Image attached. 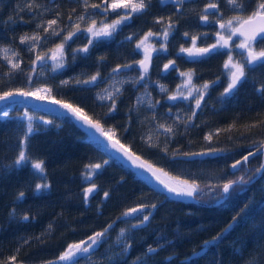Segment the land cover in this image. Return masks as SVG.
Here are the masks:
<instances>
[{
  "label": "trees",
  "instance_id": "16d2710c",
  "mask_svg": "<svg viewBox=\"0 0 264 264\" xmlns=\"http://www.w3.org/2000/svg\"><path fill=\"white\" fill-rule=\"evenodd\" d=\"M33 2L40 7L34 6L33 12H28L25 8L28 0H0V47L10 46L19 54L21 64L20 69L8 74L10 66L0 60V95L15 89L31 91L39 85L48 86L55 99L82 107L89 116L100 119L106 128H114L121 142L141 159L162 168L170 177L199 184L193 196L201 203L187 204L170 199L111 150L106 152L93 132L90 136L75 118L55 115L28 102L6 103L0 105V113L3 107L13 104L16 107L7 117L0 116V261L16 254L18 264H44L55 260L69 243L79 242L111 225L89 254L68 264H264V169L250 182L258 174L256 169H261L264 163L262 149L257 150L264 141V94L257 91L264 85V67L246 69V79L229 96L218 94L225 86L217 82L210 84L209 93H205L194 116L195 98L173 106L164 101L182 81L175 74L177 69L192 70L193 82L199 85L206 81L222 84L227 81L223 74L226 51L217 50L195 61L176 55L181 47L192 44L193 36H197L196 46L199 47L215 42V21L227 9L224 0H218L219 13L209 14L203 11L205 5L217 0H184L179 5L180 10L151 0L144 13L121 25L115 32L116 37L106 44L90 45L87 53H77L74 58L73 49L88 43V33L82 30L65 45L64 67L53 69L52 61L47 60L37 62L35 71L31 65L35 55L47 52L63 40V36L45 34L43 27L37 29V24L46 26L47 21L59 13L58 24L66 35L75 23H80L84 29L92 19L99 21L102 17L94 9L84 12L82 0ZM99 2L89 0L90 4ZM253 7L254 3L247 4L249 10ZM17 8L25 10L18 12ZM230 12L227 11L228 16ZM82 13L85 22L77 20ZM202 15H209L210 20L202 23ZM10 16L12 20L8 19ZM157 18H163L165 24L171 18L174 27L167 39V53L155 58L148 78L137 82L139 70L136 67L113 74L110 70L117 64L133 61V55L139 57L132 53V41L126 38L149 30L161 32L165 24H156ZM34 32L42 37L39 52L29 51V46L19 41L21 35ZM186 32L188 36L184 35ZM46 35L48 39H44ZM121 38L129 44L122 43ZM256 47H264V39H259ZM237 54L240 57V52ZM169 60H174L177 68L162 76L161 69ZM108 71L111 74H107ZM28 73L32 75L31 81ZM96 73L101 77L106 74L109 83L113 76L132 77L131 81L127 80L130 83L122 84L121 93L116 97V110L108 116L104 114L111 104L97 102V83H75ZM69 80L71 83L61 84ZM158 84L166 90L159 93ZM141 95H146L154 107L145 105L149 102L137 104L136 99ZM158 100H161L159 106ZM25 112L33 117L36 130L29 134L24 145L30 159L16 165L19 142L27 131ZM44 120L52 123L45 124ZM160 124L171 126L172 133L165 134L158 129ZM208 134L212 135L210 141L204 139ZM148 136H151L152 147L146 143ZM209 149L222 151L212 152L210 156L183 155ZM250 151L254 154L247 162L232 167ZM34 159L44 161L43 178L31 167ZM105 160L107 164H103ZM96 163L103 165L92 179L98 190L85 203L83 190L88 182L82 174L86 171L85 165ZM241 177L243 182L234 186L224 202L212 204L222 196L223 183ZM37 183H48L50 188L36 191ZM105 191L110 193L107 199L103 198ZM20 192L25 195L18 199ZM138 204H155L156 207L145 210V215L151 213L149 221L133 228L138 220L131 216L129 220L121 213ZM24 215L31 219L22 220ZM233 216H237L234 222ZM121 229L126 231L122 234ZM223 229L227 230L222 232ZM217 233L222 234L217 237ZM129 244L128 250L123 251ZM150 245L157 250L146 254ZM204 247L206 251L201 256L186 259Z\"/></svg>",
  "mask_w": 264,
  "mask_h": 264
},
{
  "label": "snow or ice",
  "instance_id": "6c2138e0",
  "mask_svg": "<svg viewBox=\"0 0 264 264\" xmlns=\"http://www.w3.org/2000/svg\"><path fill=\"white\" fill-rule=\"evenodd\" d=\"M182 0H177V4L179 5ZM226 5L228 6L231 12L236 13L235 15L230 16L228 19H224L223 13L220 14V18L216 21L219 25L217 32L215 33L216 41L213 44L208 45L207 47H196L197 36L192 37V47L190 48H180V52L187 53L189 57L192 56H204L207 54L215 53L218 49H227L228 56L227 59L223 63V71L227 75V86L224 88L223 92L220 93L221 96H226L231 94L233 90H235L238 85L246 79V69L249 66H261L264 67V47H260L257 49L256 43L259 39H264V0H224ZM248 3H254V7L249 10L247 8ZM83 4V11L89 12L90 9H94L97 11L98 14H101L104 19L99 21L92 19L91 23L88 24L87 28L81 29L80 23H75L72 31H68L66 35H64V29L61 28L58 24L60 14L57 13V17L54 19H50L47 21V25L44 26L42 24H37V29L43 27V32L45 34L50 35L51 37H60L63 36V40L56 44L54 48L48 49L47 52L42 54L35 55V58L31 60L32 70L35 71V66L37 62H45L47 60H51L53 63V69L62 68L64 67V51L66 43L71 40L77 33L80 31H86L88 35V43L85 44L81 48L73 49V57L77 53H87L89 51V46L93 44L94 40L100 37H110L117 29L124 25L126 22H129L134 19L137 14L144 13L151 4V0H100L99 3H89V0H82ZM39 8L38 4L34 5L33 0H28V3L25 5V8L28 12H33V7ZM209 9L216 10L217 12L220 11L219 2H211L205 5L203 9L204 12H207ZM25 9L17 8L16 11L21 12ZM75 12V9H73ZM109 14L114 15L116 18L111 19V22H108ZM12 20L10 16L8 18ZM202 21H207L208 16L202 15L200 16ZM68 20L72 21V13L69 14ZM77 20L80 22H85L86 17L82 13L77 17ZM156 24H165L163 18H157L155 20ZM174 27L171 18L165 24L162 31L157 33L151 30L144 33L143 37H141L135 46V50L143 49L144 51V58L136 61L135 64L139 66V76L137 77V82H141L144 80L146 74L149 70V63L151 61V54L155 51H158L155 47H153L149 41L155 36H162L164 40L168 39L169 33ZM185 36H188V33H184ZM207 35V34H204ZM233 37H239L240 42L235 45V48L242 50L240 53L241 59L239 61L234 59L232 54L233 49L231 46V42L233 41ZM135 38V34L130 35L127 39L130 41ZM44 39H48L46 35ZM19 41L21 44H26L29 46V51L31 52H39L38 45L42 41L41 35L37 33H33L32 35L24 34L19 37ZM159 50L166 51V46L164 44L160 45ZM103 59V58H101ZM0 60L6 61L7 64L10 66V72L18 70L21 67L19 54L16 51H13L12 48L9 47H0ZM134 67L133 64H117L114 68L110 71L115 74L117 72L122 71L123 69L132 68ZM175 70V61L169 60L168 63L163 65V69L165 71L169 69ZM99 73L92 75L87 80H76V84H92L94 83L98 77ZM179 76L182 78V83L177 85L176 92L173 95H169L167 98L169 100H176L178 97H183V99L187 100L189 97L195 98V106L192 109V115L196 114V109L201 107V103L204 100L205 93L208 90L210 84H215L216 81H206L202 85L197 86L193 83V76L194 72L189 70L187 72H180ZM28 80H32L31 73H28L27 76ZM220 78L217 77V80ZM71 83V81H61L62 85H67ZM124 81H118L113 83L112 91L105 90V95H99L98 99L100 100H108L111 104V107L108 109V113H105V116H108L110 113L116 110V97L121 93V89L118 84H123ZM161 91H165V87L160 85ZM257 91L264 94V85H261ZM46 93V95H41V93ZM51 88H38L36 91H25L23 89H15L14 91H6L3 95H0V100H6L9 97L13 96H21V97H33L36 100L40 101H49L50 103L59 105L62 109L66 110L71 117L75 118L76 122L83 127H87L90 130H94L99 137L103 138L104 142H101V146L107 152L109 149L114 150L116 153L121 155L126 161L130 162L132 167L142 169L145 173L150 174L152 178L159 184L162 185L167 192L175 194L177 196H188L191 197L194 193L197 192L200 185L197 184L195 181L189 182L188 180H179L173 177H170L167 172H165L162 168H156L151 163L146 160L141 159L140 156L136 155L132 151H130L129 147L126 146L124 143L121 142V139L117 137V133L114 128L108 127L106 128L104 124L101 122L100 119H94L93 117L89 116L82 107L74 106L72 103H67L59 99H55L51 97ZM198 97V98H196ZM144 97H140L137 100V103H142ZM156 103H159L157 101ZM150 107H154L150 103ZM9 114L8 112L0 113V116L7 117ZM23 116L27 120V131L24 133V137L20 140V151L17 155L15 160L16 165H20L25 161H28L30 157L24 150V145L26 144V140L30 133L34 132L36 129L33 127V117L29 116L27 112L23 113ZM42 119V118H41ZM192 119L191 116L188 117L190 121ZM43 123L51 124L52 121L44 120ZM255 126V125H253ZM158 129H162L165 134H171L173 129L171 126H165L160 124L157 126ZM127 131V128H125ZM220 130H217V133ZM205 140H212V135L208 134L204 137ZM146 143L152 147L151 143V136L146 138ZM260 149H264V141L260 142L258 151ZM164 151L166 152L167 149L165 148ZM222 151V149H209L208 152H195V153H183L185 156H200V155H208L212 152ZM254 153L249 152L247 156H244L242 160H237L232 167L236 168L242 162H247L249 157H251ZM174 155H179V153H174ZM108 161L105 160L103 164H107ZM102 164H90L85 165L86 171L82 174L84 179L91 180V178L96 174L97 170L102 168ZM31 167L36 172L41 174L43 178V174L45 173L44 161L41 159H34L31 161ZM257 172L260 169H256ZM240 182H243V177L239 178ZM237 181L235 180H228L227 182L223 183L222 191L224 193H228L231 186L235 184ZM50 188L48 183H37L35 185L36 191H43ZM98 190V186L95 183H92L90 187H87L83 190L84 202L88 203V198L91 194ZM25 194L24 192H20L18 195V199L23 197ZM110 193L105 191L103 194V198H109ZM149 207L155 208L156 205H145V204H138L135 207H129L126 211L121 213V216L124 217H133L134 219L138 220L137 224L132 225L133 228L140 227L144 225L150 219L151 213L145 215L144 212ZM140 213L143 218L140 219L138 216L134 214ZM239 213H237V216ZM237 216L232 217V221H236ZM22 220H29L31 217L28 215H24L21 217ZM231 223L229 224V227ZM111 225L103 228L100 231L94 232L92 235L87 236L86 239H81L79 242L69 243L66 249L61 252V254L56 257L55 260H48L45 261L44 264H56V261H68L77 256L80 253H89L91 249H93L96 245L101 242V239L105 236L108 228ZM51 229V225H49V229ZM46 230V231H48ZM227 229H223L226 231ZM126 230L121 229V233L123 234ZM222 233H217V237L220 236ZM217 237H213V240H216ZM40 237H37L39 239ZM27 243V241H25ZM209 243V241H205V244ZM131 245H125L123 247V251H127ZM156 248L152 247L151 245L148 246L146 250L147 253H155ZM19 249H17V253ZM138 260L140 257L137 258ZM0 264H18L17 262V255L14 254L9 256L6 261H0ZM135 264V262H134ZM246 264H250V262H246Z\"/></svg>",
  "mask_w": 264,
  "mask_h": 264
},
{
  "label": "rangeland",
  "instance_id": "374dc122",
  "mask_svg": "<svg viewBox=\"0 0 264 264\" xmlns=\"http://www.w3.org/2000/svg\"><path fill=\"white\" fill-rule=\"evenodd\" d=\"M227 9H226V11L225 12H223V15L225 16V19H228L229 17H228V14H227V11H230L229 10V8H228V6L226 7ZM218 16H220V15H218ZM101 19H104V17L101 15ZM116 17L114 16V15H111V14H109V18H108V22H111V19H115ZM210 20V18H208V20L207 21H202L201 20V22L202 23H206V22H208ZM218 19H216V21H217ZM216 21H215V25H216V28H217V30H218V28H219V25L216 23ZM165 26V25H164ZM163 26V27H164ZM163 29V28H162ZM158 33V32H157ZM89 35V34H88ZM143 35H144V33H142V34H140L139 36H136L135 35V38L134 39H132V40H130V41H132V48H131V51H132V53H134V54H137L139 57L138 58H136V56H134L133 55V58H134V60L132 61H129V62H127L128 64H133L134 65V67H136L137 68V64H135V62L136 61H139V60H141V58H142V52H141V49H137V50H135L134 51V49H135V46H136V43H137V41L141 38V37H143ZM129 36V35H128ZM116 36H115V32L112 34V36H110V37H100V38H97V39H95L94 40V42H93V44L92 45H94L95 47H96V45L95 44H97V45H99V44H102L103 45V43L104 44H106L107 42H109L110 40H112L113 38H115ZM121 40V42L122 43H124V42H126V40H128L127 38H126V40L125 39H123V38H121L120 39ZM129 41V40H128ZM240 42V40H238V39H236L234 42H232V44H231V46H232V49H233V52H232V54H233V56H234V59L235 60H237L238 61V59H239V55L237 54L238 52H239V50L240 49H237V48H235V45L236 44H238ZM149 43L153 46V47H155L156 49H158V51H157V53H158V55H160V54H166L167 53V50L166 51H164V50H159L160 49V45L161 44H164L165 46H167L166 45V43H167V40H164L163 38H162V36H155V37H153L150 41H149ZM125 44V43H124ZM127 44H129V43H127L126 42V45ZM90 49V48H89ZM167 49V48H166ZM257 49H259V48H257ZM226 52H227V56H228V50H226ZM179 57H181V56H179ZM127 69H131V68H127ZM127 69H123V70H127ZM181 72V71H180ZM179 71H177L175 74L177 75V77L179 76V73H180ZM121 73V71L118 73V74H120ZM107 74H111V72L110 71H108L107 72ZM117 74V73H116ZM104 76L103 77H101L100 75H99V77H98V79L94 82V83H92L91 85H94V84H96L97 83V85H96V87H98L97 88V92L95 93V98H98V96L99 95H105L106 94V92H105V90H107V91H112V89H113V83L114 82H118V81H124V83L125 82H127V80H130L131 81V78L132 77H130V78H128V75H126V74H122V75H120V76H111L112 78H111V80H112V82L111 83H109V82H107V80H108V77H106L107 75L106 74H103ZM148 75H149V73L148 74H146V76H145V78H148ZM182 80V79H181ZM194 80V79H193ZM124 83H123V85H124ZM127 83H130V82H127ZM195 85H197V86H200L199 84H196L195 83V81L193 82ZM181 84V83H180ZM177 85H179V84H177ZM117 86H119L120 87V89H122L121 87H123L122 86V84H118ZM45 87H47V88H49L48 86H46V85H39V86H37V87H35L34 89H32L31 91H36V89H38V88H45ZM176 88H177V86H176ZM176 88L174 89V91H173V93L171 94V95H173V94H175V92H176ZM157 89H158V92L159 93H161V92H163V91H161V88H160V84H158V87H157ZM41 95H46V93H41ZM51 97H53V93L51 92ZM140 97H144V99H143V102L142 103H137V104H143V103H146V102H149V104H145V105H147V107L148 108H151L149 105H150V103L152 104V102L151 101H149V99H148V97L146 96V95H144V96H138L137 97V99H136V102H137V100L140 98ZM178 98H181V99H178V102H181V103H185V102H187V101H189L191 98H193V97H189L187 100H185V99H183V97H178ZM47 101V100H46ZM100 101V103H106V102H109L108 100H100V99H98L97 100V102H99ZM49 102V101H48ZM16 106L13 104V105H9V106H6V107H3L2 109H1V113L2 112H8V114H9V112L13 109V108H15ZM84 128V130H87L89 133H90V136H92V132L87 128V127H83ZM210 155H212V154H208V156H210ZM217 156V155H216ZM264 169V168H263ZM259 173V172H258ZM95 175V174H94ZM88 182V185H87V187L88 186H91V184H92V180H90V181H87ZM136 214H140V213H136ZM135 215V214H134ZM142 215H140L139 217H141ZM128 219L129 220H132L131 218H130V216L128 217ZM95 248V247H94ZM93 248V249H94ZM93 249H91V250H93ZM91 250L89 251V253L91 252ZM89 253H80V254H77V256H75L74 258H72L71 260H68V261H56V264H68V263H70L71 261H73V260H75V259H77V258H79V257H81V256H86L87 254H89Z\"/></svg>",
  "mask_w": 264,
  "mask_h": 264
},
{
  "label": "water",
  "instance_id": "95a60500",
  "mask_svg": "<svg viewBox=\"0 0 264 264\" xmlns=\"http://www.w3.org/2000/svg\"><path fill=\"white\" fill-rule=\"evenodd\" d=\"M161 2H162V3H170V4L174 5V6H177V5H178V4H177V0H161ZM177 9L180 10V7H177ZM238 38H239V37H238ZM190 47H192V44H191L189 47H186V48H190ZM196 47H199V46H196ZM206 47H207V46H206ZM220 50L222 51V50H227V49H220ZM241 51H242V50H241ZM141 52H142V58H141V59H143V58H144V51H143V49L141 50ZM176 54H177L178 56H181V57L185 58L186 61H195V60H198V59H200V58H202V57H205V56L209 55V54H207V55H204V56H192V57H189V56L187 55V53H182V52H180V50H179ZM155 55H156V51L153 52V53L151 54V61H150V63H149V70H148V73H149L150 68H151V62H152V59H153V57H154ZM137 69L139 70V66H138V65H137ZM170 69H171V68H170ZM170 69H169V70H170ZM169 70L165 71V70L162 68V74L167 73ZM20 102H28V103L34 104V105H36V106L42 107V108H44V109H46V110L52 112V113L55 114V115L71 117V115L68 114V113L66 112V110L62 109L59 105H56V104L50 103V102H48V101H40V100H36V99H34L33 97L13 96V97H9V98L6 99V100H0V105L6 104V103H20ZM89 130H90V129H89ZM90 131H92L93 134H94V135H95V136H96L101 142H104V141H103V138H102V137H99V135L96 134V133L94 132V130H90ZM109 150H111V149H109ZM111 151L115 154V156L119 157L120 159H122L124 162H126L127 164H129V165L131 166L130 162L126 161L121 155H119L118 153H116L114 150H111ZM262 153H263V158H264V149H262ZM131 167H132V166H131ZM133 168L136 170V172H137L138 174H140L143 178H145V179H146V180H147V181H148L153 187H155L157 190L161 191L163 194L167 195V196H168L170 199H172L173 201L182 202V203H187V204H188V203H201L198 199L195 198V196H191V197H188V196H177V195H175V194H172V193L167 192V190L164 189L162 185H159V184L154 180V178H152V177L150 176V174L145 173L142 169H138V168H135V167H133ZM263 168H264V163H263V165H262V167H261L259 173L257 174V176H255L250 182H252V181H254L255 179H257V177L260 175V173H261V171H262ZM92 179H93V177L91 178V180H92ZM87 181H89V180H87ZM235 181H237V182L231 186V188H230V190H229L228 193H224V192L222 191V187H221V195H222V196L214 202L216 205L219 204V203H221L222 201H224V200L228 197V195L230 194V192H231V190L234 188V186H236V185H238V184L241 183L239 179H237V180H235ZM88 187H90V186H88ZM96 192H97V191H96ZM96 192H94L93 194H91V195L89 196L88 200H89L93 195H95ZM204 252H205V248H201L200 250H198V251H196V252H193V253H192L189 257H187L186 259L189 260V259H191V258L199 257V256H201Z\"/></svg>",
  "mask_w": 264,
  "mask_h": 264
},
{
  "label": "flooded vegetation",
  "instance_id": "af4514ba",
  "mask_svg": "<svg viewBox=\"0 0 264 264\" xmlns=\"http://www.w3.org/2000/svg\"><path fill=\"white\" fill-rule=\"evenodd\" d=\"M184 2V0H182V2L180 3V4H182ZM179 4V5H180ZM179 5H178V7H179ZM177 8V7H176ZM212 12H217L216 10H213V9H209L208 11H207V13L209 14V13H212ZM217 13H219V12H217ZM230 15L228 16V17H230V16H232V15H235L236 13H234V12H230L229 13ZM208 16V18H209V15H207ZM236 39H238V40H240L238 37H233V41L232 42H234ZM215 41H216V36H215ZM232 42H231V44H232ZM215 43V42H214ZM142 50V49H141ZM219 51H220V49H218ZM224 51H226V50H224ZM239 52L241 53V50H239ZM212 54V53H211ZM177 55V54H176ZM158 56V53H157V51H156V55L153 57V59H152V62H151V68H150V71H151V69H152V66H153V62H154V60H155V58ZM178 56V55H177ZM185 59V58H184ZM241 59V56L239 57V59H238V61ZM249 67H253V66H249ZM163 68V67H162ZM177 68V65H176V63H175V69ZM150 71H149V73H150ZM171 71H173V69H170L167 73H165V74H162V69H161V75L162 76H166V75H168ZM177 71H179L178 69H177ZM180 72V71H179ZM119 72H117V74H118ZM148 74V73H147ZM223 74H224V72H223ZM225 78H226V80H227V75L225 74V76H224ZM217 83H219V85H221V86H227V82H228V80L226 81V82H224L223 84L221 83V82H218V81H216ZM180 83H182V81L180 82ZM180 83H178V84H180ZM239 86V85H238ZM224 87V88H225ZM238 89V87L235 89V90H233V92L231 93V94H234L235 92H236V90ZM224 90V89H223ZM223 90H222V92H223ZM259 92V91H258ZM209 93V91H206V94H208ZM218 94H220L219 93V91H218ZM231 94H228V95H226V96H229V95H231ZM178 99H181V98H177L176 100H169L168 98H167V100H164V101H167L168 103H169V105H171V106H173L174 105V103H177L178 102ZM159 101V103H157V106H159V104H160V102H161V100H158Z\"/></svg>",
  "mask_w": 264,
  "mask_h": 264
},
{
  "label": "bare ground",
  "instance_id": "6f19581e",
  "mask_svg": "<svg viewBox=\"0 0 264 264\" xmlns=\"http://www.w3.org/2000/svg\"><path fill=\"white\" fill-rule=\"evenodd\" d=\"M159 1H160V4H162V5L170 4V3H162L161 0H159ZM171 5H172V4H171ZM176 7H178V5H177ZM65 117H68V116H65ZM218 199H219V198H218ZM225 200H226V199H225ZM225 200H224V201H225ZM224 201H222V202H224ZM222 202H221V203H222ZM212 204H213V205H216L215 203H212ZM219 204H220V203H219ZM204 248H205V247H204ZM205 251H206V249H205Z\"/></svg>",
  "mask_w": 264,
  "mask_h": 264
}]
</instances>
